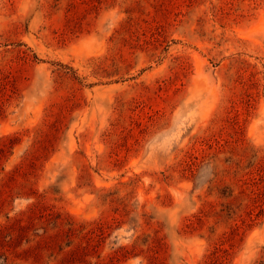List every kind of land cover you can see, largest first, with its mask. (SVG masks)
I'll use <instances>...</instances> for the list:
<instances>
[{"label":"rangeland","instance_id":"rangeland-1","mask_svg":"<svg viewBox=\"0 0 264 264\" xmlns=\"http://www.w3.org/2000/svg\"><path fill=\"white\" fill-rule=\"evenodd\" d=\"M0 264H264V0H0Z\"/></svg>","mask_w":264,"mask_h":264}]
</instances>
